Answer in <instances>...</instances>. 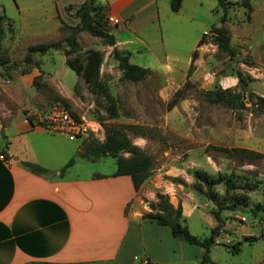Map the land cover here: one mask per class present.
<instances>
[{
    "label": "rangeland",
    "instance_id": "374dc122",
    "mask_svg": "<svg viewBox=\"0 0 264 264\" xmlns=\"http://www.w3.org/2000/svg\"><path fill=\"white\" fill-rule=\"evenodd\" d=\"M83 1L0 0V82H13L14 86L29 90L27 111L33 107L41 112L61 102L84 124L94 130L97 127L70 142L79 144L75 161L92 160L83 154L88 141L104 143L106 132H122L151 160L142 184L156 192L149 203L142 198L148 206L147 213L157 203V194L168 202L170 198L176 199V205L169 203L174 209L181 200L188 202L190 208L195 206L192 215L182 219L198 238L208 237L215 229L210 264H264V211H249L264 204V112L253 104L255 96L264 98V46L252 11L247 20L241 0H228L233 5L227 8L222 22V12L214 11L215 0H182L178 13L171 11L170 0H156L157 5L152 6L156 21L137 35L160 57L167 56L170 70H151L138 82L123 80L112 57V47L84 30L76 34L79 52L66 56L62 50H51L44 55L33 54L31 65L24 63L28 46L57 42L70 35L68 28L77 26L75 12ZM106 1L101 0L104 7ZM102 22L118 38H128L126 34L119 37L104 17ZM62 24L68 27L62 28ZM213 26H223L228 31L232 57L219 52L213 44ZM134 42L141 49L136 39ZM89 50L103 54L100 78L117 106L114 118L107 117L102 98L66 65V59L80 63ZM193 50L192 70L186 79ZM133 56L136 63L140 56ZM236 71L240 72L239 78ZM178 90L181 93L176 94ZM218 90L238 94L244 107L209 102L207 93ZM93 122L98 126H93ZM115 156L130 155L121 151ZM110 162L114 163V159L107 157L105 163L93 168L109 171ZM195 171L221 179L211 188L215 202L205 196L206 188L195 179ZM227 181L231 184L229 189ZM220 202L221 207L234 204L237 210H220L216 218L214 213ZM140 245L133 247L134 253Z\"/></svg>",
    "mask_w": 264,
    "mask_h": 264
},
{
    "label": "crops",
    "instance_id": "0c3cea01",
    "mask_svg": "<svg viewBox=\"0 0 264 264\" xmlns=\"http://www.w3.org/2000/svg\"><path fill=\"white\" fill-rule=\"evenodd\" d=\"M97 2L110 29L115 27L119 37L128 35L122 39L110 31L114 46L130 54L131 64L150 71L170 70L167 56L160 57L137 35L156 21L152 10L156 0H107L106 7ZM181 5L182 0L175 13ZM251 7L264 46V0H253ZM134 54L140 56L136 63ZM190 63L191 57L187 69ZM14 85L0 82V264H142L143 259L148 264H199L201 248H192L172 237L167 226L143 218L148 211L145 203L154 200L156 190L146 184L136 190L129 175H116L113 157L109 171L93 168L110 157L105 156L74 160L61 173L76 158L79 144L39 125L34 117L38 111L33 107L27 111L29 90ZM25 163L46 173L31 171ZM169 203L177 204L172 198ZM180 205L182 217L192 215L195 206L188 207L185 200ZM208 221L211 224L212 219ZM136 245L139 253L133 252Z\"/></svg>",
    "mask_w": 264,
    "mask_h": 264
},
{
    "label": "trees",
    "instance_id": "16d2710c",
    "mask_svg": "<svg viewBox=\"0 0 264 264\" xmlns=\"http://www.w3.org/2000/svg\"><path fill=\"white\" fill-rule=\"evenodd\" d=\"M216 7L215 12L221 11L222 15L220 20L223 22L225 20V14L227 8L233 5L232 2L228 0H215ZM251 0H241L240 5L243 6L246 11V19H249V13L252 11L250 4ZM181 0H170V9L173 12H177L180 9ZM76 17L79 22L75 27H69L71 33L68 37L63 40L51 43H41L36 45L28 46L24 55V63L31 65L33 63V54L44 55L51 50H62L63 53L68 56L71 53H77L80 50L79 44L76 39V34L78 31L84 30L88 32L93 37L101 38L103 44L112 47V57L117 61L119 68L122 71L121 78L126 81L138 82L143 80L146 76L150 74V70L147 68H142L137 65L131 64L129 62V53L124 51H119L116 49L114 36L110 33L107 27L104 26L102 19L107 20L105 16L103 7H101L97 0H84L79 8L76 10ZM63 27H68L62 24ZM213 36V44L219 52L227 54L229 57L234 55L230 47V37L228 31L223 27L213 26L210 29ZM203 34L198 41V46L202 44ZM3 39V31L0 26V47L1 40ZM83 60L78 63L77 60L70 61L66 59V65L74 71L77 75H81L83 80L91 88L92 92L103 100V107L107 117L114 118L117 116V106L109 91L100 78V66L103 60V54L97 50H89L84 52ZM195 52L192 53L191 63L186 71V79L189 78L192 70V62ZM236 75L239 78L240 72L236 71ZM181 93L178 90L176 94ZM208 100L211 103L224 104L230 108L244 107L242 101L238 94H231L229 90H218V92H208ZM239 99V100H238ZM261 111L264 112V98L255 96V102L253 103ZM71 113V112H70ZM75 116L73 113H71ZM76 117V116H75ZM77 118V117H76ZM29 122L32 121L29 119ZM42 126V124H39ZM106 140L104 143H99L95 141H88L83 149V154L91 156L92 160L95 161L99 158L110 156L115 159L116 164V175H129L132 179L134 188L137 190L140 185L147 178L149 170L151 168V160L148 156L144 155L141 150L122 133H107ZM126 152L130 156H115L118 152ZM80 156H82L80 154ZM74 162V159H70L65 166L61 169V173L67 167H70ZM31 171L36 173H46V169L33 164L25 163ZM195 179L198 180L206 189L205 196L208 200L215 202V194L212 192L211 188L221 182L219 177H211L206 173L201 171L194 172ZM231 184L227 181L226 187L229 189ZM157 203L150 206V212L144 214L143 218L148 219L150 222L161 226H167L170 229L172 237L188 244L197 246L202 249L200 255L199 264H210V250L211 245L214 243V233L215 229L211 230L210 235L204 238H198L197 236L191 234L184 224L182 219L181 207L177 206L176 209L172 208L166 197L161 195H156ZM221 202L217 204V211L214 215L218 218V211L227 209L229 211H236L237 208L234 204L221 207ZM249 211L256 214L258 211H264V204H257L251 207Z\"/></svg>",
    "mask_w": 264,
    "mask_h": 264
},
{
    "label": "built area",
    "instance_id": "2783aa9c",
    "mask_svg": "<svg viewBox=\"0 0 264 264\" xmlns=\"http://www.w3.org/2000/svg\"><path fill=\"white\" fill-rule=\"evenodd\" d=\"M34 117L38 121V124H42L45 130L51 133L64 135L68 140H76L83 136L88 130H97V127L94 130L73 116L61 102L53 103L44 111L35 114ZM92 124L93 126H98L95 122ZM141 263L148 264L145 259H143Z\"/></svg>",
    "mask_w": 264,
    "mask_h": 264
}]
</instances>
